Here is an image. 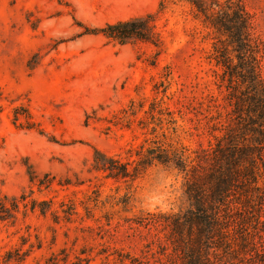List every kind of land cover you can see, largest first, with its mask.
Here are the masks:
<instances>
[{
  "label": "rangeland",
  "instance_id": "1",
  "mask_svg": "<svg viewBox=\"0 0 264 264\" xmlns=\"http://www.w3.org/2000/svg\"><path fill=\"white\" fill-rule=\"evenodd\" d=\"M162 1L166 4L159 12ZM243 2L260 46L264 84V0ZM148 13L156 16L159 46L82 35L80 24L103 27ZM217 36L187 0H0V189L52 199L58 210L56 216L21 213L16 225L0 223V264H43L64 249L59 259L67 262L60 264H122L120 254L129 264L182 263L179 250L187 233L179 237L170 217L179 214L181 230L187 232L182 216L193 204L190 180L211 170L212 154L235 142L233 135L244 151L260 129L247 108L240 116L234 112L227 72L237 77L246 67L238 61L228 70L215 59ZM168 70L174 78L163 91L160 82ZM238 82L247 93L244 80ZM143 96L146 106L154 98L162 101L178 126L165 121L151 133L138 122L131 128L110 123L133 97ZM94 110L100 118L87 123ZM164 118L171 120L168 114ZM28 121L39 129L22 126ZM253 126L259 129L250 134ZM96 151L124 163L149 152L153 158L141 177L118 182L106 171L93 170ZM246 152H240L235 167L241 175ZM29 171L38 178L50 173L54 184L41 188L31 182ZM256 238L255 249L239 264H264V232ZM209 245L214 258L218 249ZM17 249L28 253L26 260L5 261V253Z\"/></svg>",
  "mask_w": 264,
  "mask_h": 264
},
{
  "label": "trees",
  "instance_id": "2",
  "mask_svg": "<svg viewBox=\"0 0 264 264\" xmlns=\"http://www.w3.org/2000/svg\"><path fill=\"white\" fill-rule=\"evenodd\" d=\"M204 17L217 32L216 41L213 44L215 59L228 70L236 69V63H244L246 72L233 77L227 71L229 90L231 98L235 99L234 112L237 116L244 114L245 108L250 120L254 115L257 117L255 124L260 128L251 127L250 134L259 129L255 142L247 144L244 151L238 150L240 137L232 136L235 142L230 141L223 150L216 149L212 154L210 171L196 180H190L188 193L192 200V208L183 214L182 219L187 224V232L182 231V225L177 220L179 214L170 217V223L179 237L184 235V244L180 251L182 253L181 264H239L244 261L249 251L254 250V245L258 243L257 235L259 231L264 232L260 225L264 222V84L259 76L258 60L260 46L253 39L250 31V16L244 6L243 0H187ZM166 2L160 3L159 12L164 11ZM156 16L154 13L138 15L126 20L114 23H107L103 27H87L80 24L84 31L82 35H103L110 42L116 44H127L138 40L152 43L159 46L160 40L156 32ZM157 64V60L151 62ZM166 80H162L163 91H167L173 72L168 70L165 75ZM244 80L247 93H243L239 79ZM148 99L143 96L133 97L128 105L113 116L110 120L112 125H122L131 128L135 122L142 129H147L151 133L157 131L166 123L173 129L178 126L177 120L171 112L164 107L162 101L154 98L146 106ZM143 117L139 118V114ZM17 114V112H16ZM166 114L171 116V120H166ZM17 116V115H16ZM28 117L32 119L31 115ZM86 122L91 119H99L97 110L93 114H88ZM27 129H39L38 124L28 121L22 125ZM111 126L108 127L110 129ZM230 138L231 134H227ZM221 146V145H220ZM167 149V146L160 145ZM222 149V148H221ZM147 150V149H146ZM146 150L144 152H146ZM244 161L246 172L241 175L236 170V165L241 159L240 152H245ZM143 152V153H144ZM152 154L139 155L133 169L130 168L131 161L124 163L118 156H108L100 151L94 155L93 170L106 171L108 176L119 181L136 180L140 175L145 174L148 169L149 159ZM154 159H158L154 157ZM160 159L161 158L160 156ZM263 172V173H262ZM31 182L38 183L41 188H50L55 178L50 173L38 178L36 174L29 171ZM240 179H243L240 181ZM243 182V183H242ZM241 183V184H240ZM63 203V202H62ZM54 200L29 199L27 194L21 196L3 194L0 189V223L16 225L21 213H37L47 216L50 212L56 216L58 210H53ZM76 205L71 203V207ZM49 207V208H48ZM23 208V210H22ZM194 208V209H193ZM74 209V208H73ZM208 209V210H207ZM65 215L70 214L67 210H62ZM198 230L197 235L194 230ZM210 229V230H208ZM1 230V227H0ZM209 243H214L218 252L212 257L207 251ZM66 253V249L60 254L52 253L43 264H60L62 259L67 262L66 257L59 259L60 255ZM16 256V258H13ZM28 253L17 249L8 250L5 261L16 260L23 263ZM122 264H129L126 254H120ZM68 257V256H67ZM133 260L134 258H130ZM83 261V259H80ZM37 264H42L38 262ZM78 264V263H77ZM89 264V263H87Z\"/></svg>",
  "mask_w": 264,
  "mask_h": 264
}]
</instances>
